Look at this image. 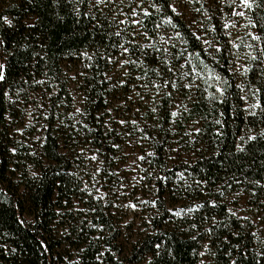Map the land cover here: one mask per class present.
Masks as SVG:
<instances>
[{
    "label": "trees",
    "instance_id": "1",
    "mask_svg": "<svg viewBox=\"0 0 264 264\" xmlns=\"http://www.w3.org/2000/svg\"><path fill=\"white\" fill-rule=\"evenodd\" d=\"M92 1L0 0V64L5 74L0 81V264H66L62 247L68 242L79 250V264H139L148 257L149 264H264V243L258 242L253 221L218 200L149 234L122 257L102 253L98 227H109V220L102 206L85 194L52 129L42 145L48 161L44 166L31 148L11 138L8 127L17 105L37 108L47 100L51 126L56 114L71 111L66 71L73 62L87 66L85 85L96 107L91 115L101 110L111 59L128 45L130 69L148 80L160 75L172 79L186 68L197 73L187 121H200L201 148L192 164L180 168L212 188L231 181L264 197V0L249 9L260 39L250 38L251 53L244 54L248 71L238 88L230 82L232 54H227L226 38L218 34L224 52L213 58L203 54L195 32L172 12V0L122 1L124 9L136 14L143 43L129 41L117 10L94 8ZM170 17L172 22H166ZM212 67L226 78L225 88L235 90L228 97L207 91L204 76ZM245 100H259L261 107H245ZM169 104V96H163L158 112L162 125L173 119ZM28 164L41 167V173L31 174ZM15 172L20 173L17 182L11 180ZM82 199L90 214L77 207L76 200Z\"/></svg>",
    "mask_w": 264,
    "mask_h": 264
},
{
    "label": "rangeland",
    "instance_id": "2",
    "mask_svg": "<svg viewBox=\"0 0 264 264\" xmlns=\"http://www.w3.org/2000/svg\"><path fill=\"white\" fill-rule=\"evenodd\" d=\"M122 1L97 3L93 0L92 7L117 10L123 21L121 28L132 37L129 41L143 43L138 18L124 9ZM172 5L200 39L203 54H208L209 58L224 52L218 34L226 38L229 46L225 52L232 54L228 67L230 82L238 88L246 69L244 54L251 53L250 38L258 36L249 8H245L241 0H172ZM241 11L244 16L234 15ZM32 22V18L28 20ZM225 24L228 27H224ZM85 54L89 57L90 53ZM118 54L111 59L106 73V97L101 110L91 115L96 107L85 85L87 66L83 61L73 62L66 71L73 96L72 110L56 114V122L51 126L52 108L47 100L42 99L37 108L17 105L16 115L8 116L11 138L31 148L45 166L48 161L43 156L42 145L46 132L52 129L61 151L71 158L72 173L81 180L85 194L102 206L109 220V227H98L102 253L110 251L122 257L149 234L162 227H172L180 218L193 217L205 202L215 204L217 200L232 213L251 219L256 238L263 244L264 197L258 198L254 192L231 181L212 188L180 168L182 164H192L201 148L200 121H187L197 73L186 68L176 71L172 79L160 75L148 80L130 69L128 45ZM220 72L218 68H208L204 76L206 88L209 94L228 97L235 90L225 88L226 78ZM217 76L219 80L215 79ZM217 88L224 89L223 95ZM163 96H169V107L172 113H177L167 125H162L158 119ZM251 105V101L245 100V107L252 108ZM216 131L220 132V127ZM93 156L95 160L91 159ZM27 168L33 175H39L42 170L33 164H28ZM19 175L15 172L11 180L17 182ZM260 185L264 188V183ZM76 204L90 214L85 200H76ZM62 248L66 264L80 263L79 250L72 249L69 242ZM139 264H149V257Z\"/></svg>",
    "mask_w": 264,
    "mask_h": 264
},
{
    "label": "snow or ice",
    "instance_id": "3",
    "mask_svg": "<svg viewBox=\"0 0 264 264\" xmlns=\"http://www.w3.org/2000/svg\"><path fill=\"white\" fill-rule=\"evenodd\" d=\"M102 2H103V0H97V3H102ZM233 2H234V0H233ZM241 3L243 4V6H244L245 8H249V9H251V8L253 7V4L256 3V0H241ZM170 7H171L172 12L176 13V8H175V6L170 5ZM133 14L135 15V13H133ZM145 14L147 15L148 13L145 11ZM178 14H179V13H177V15H178ZM234 15L244 16L245 13H244L243 11H241V12H238V13H234ZM3 19L5 20L6 23L11 24V21L7 20L6 17H4ZM122 22H123V21H122ZM136 22H138V21H136ZM166 22L171 23V22H172L171 17H170V18L168 19V21H166ZM173 27H175L174 24H173ZM224 27H228V25L225 24ZM117 35H119V33H117ZM252 38H253L254 40H259V39H260L259 36H253ZM0 43H2V42H0ZM205 43H207V41H205ZM124 51L127 52L128 49L125 48ZM217 51H219V49H217ZM262 51H264V50H262ZM85 55H86V54H85ZM197 55H198V54H197ZM252 59H253V60H256V59H258V58H257L256 56H253ZM125 63H128V61H125ZM3 69H4V65H3V64H0V81H3V80L5 79V74H4ZM247 71H248V69H245V72H247ZM215 79L219 80L220 77L217 76V77H215ZM169 83H171V82H169ZM171 86H172V87H176V85H175L174 83H171ZM184 87H191V85H184ZM217 91L220 92L221 95H223V93H224V89H222V88H217ZM257 91H258V90H257ZM169 95H170V93H169ZM213 98H214V97H213ZM251 107H252V108H260V107H261V104H260L259 100H257V102H256L255 104L251 105ZM77 111L79 112L80 110L77 109ZM153 111H155V109H153ZM252 114L254 115L255 113H252ZM171 115H172V116H176L177 113H176V112H173V113H171ZM120 123H125V122H124V121H121ZM133 123H135V122H133ZM218 123H219V121H218ZM241 139L243 140L244 138L241 137ZM248 139H255V137H249ZM241 150H242V149H241ZM91 159L95 160V159H96V156L91 157ZM140 159H143V157H140ZM132 207H135V206L132 205ZM176 214L179 215L180 213L177 212Z\"/></svg>",
    "mask_w": 264,
    "mask_h": 264
}]
</instances>
